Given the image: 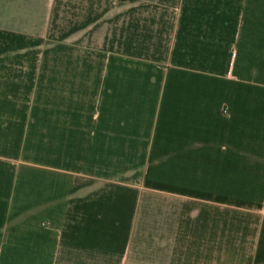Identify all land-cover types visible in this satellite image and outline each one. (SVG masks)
I'll return each mask as SVG.
<instances>
[{
	"label": "crops",
	"instance_id": "0c3cea01",
	"mask_svg": "<svg viewBox=\"0 0 264 264\" xmlns=\"http://www.w3.org/2000/svg\"><path fill=\"white\" fill-rule=\"evenodd\" d=\"M0 264H264V0H0Z\"/></svg>",
	"mask_w": 264,
	"mask_h": 264
}]
</instances>
